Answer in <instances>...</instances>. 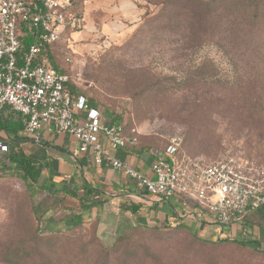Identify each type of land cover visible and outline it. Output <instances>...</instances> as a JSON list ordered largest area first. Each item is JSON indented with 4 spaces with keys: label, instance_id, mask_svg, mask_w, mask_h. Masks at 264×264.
Returning a JSON list of instances; mask_svg holds the SVG:
<instances>
[{
    "label": "rangeland",
    "instance_id": "1",
    "mask_svg": "<svg viewBox=\"0 0 264 264\" xmlns=\"http://www.w3.org/2000/svg\"><path fill=\"white\" fill-rule=\"evenodd\" d=\"M139 2L140 7L146 8L148 16H141L129 27L106 33L84 28L62 39L55 47V63L69 75L76 93L93 97L110 110L120 113L122 124L134 127L139 141L163 147L172 137L180 136L182 152L191 159L210 164L236 157L264 165V58L260 64V86L253 96V101L257 100L259 106L254 110L248 104L251 99L249 94L245 96L247 103L238 104L230 100V93L217 86L184 88V84L179 85V79L172 82L168 78L169 71L186 69L198 54L195 55L193 50H182L181 43L172 40L149 39L146 27L154 26H147L144 21L156 15L160 6L157 7L153 0ZM182 53L187 54V58H179ZM67 54L71 58L69 63L63 60ZM210 56L225 70L223 76L229 81H232L235 68H243L239 63H235V67L227 63L215 51H211ZM146 71L150 75L157 73L161 78L165 77L161 81L166 88L142 96L136 88L141 89L143 85L135 81ZM210 91L220 94L222 103L211 102L212 94L209 93L208 102L196 100V95ZM38 183L48 184L47 176L42 175ZM41 197L35 196L34 202ZM29 207L30 199L23 183L11 177L1 178L0 241H11L18 233H23L18 231V227L15 229V223L26 218ZM66 212L60 211L56 217ZM91 217V220L98 218L96 235L106 247L126 229L133 227L113 225L101 209L93 212ZM90 230L89 223H86L71 235L83 242L92 241ZM206 231L214 235L212 228ZM138 235L132 237L138 241L139 249L142 251V247L147 245L150 254H157L151 256L155 261H150V257L144 264H264V253L258 252V247L253 245L244 249L233 245L205 246L192 241L184 233L161 238L149 234H143L141 238ZM144 254L148 255V252Z\"/></svg>",
    "mask_w": 264,
    "mask_h": 264
},
{
    "label": "trees",
    "instance_id": "2",
    "mask_svg": "<svg viewBox=\"0 0 264 264\" xmlns=\"http://www.w3.org/2000/svg\"><path fill=\"white\" fill-rule=\"evenodd\" d=\"M68 3V13L73 22L68 24L62 34V39L73 32L83 28V15L79 9L77 0H65ZM148 3V2H147ZM160 9L156 15L145 19L144 24L152 41H174L181 43L182 50L196 51L198 57L189 62L186 69H171L169 71L172 82L178 79L179 85L184 88L201 89L203 87L217 86L231 94L230 100L238 104L247 103L246 95H250L249 105L252 110L259 104L253 101L255 91L260 86V64L264 58V0H153ZM149 4V3H148ZM142 16L147 17L146 8ZM62 39L45 47L42 55L48 58V63L59 73L67 74L55 63L54 50ZM215 51L221 59L231 63H239L243 68L233 70L232 81L227 80L225 70L216 63L210 52ZM187 54H179V58H187ZM65 62V58L63 59ZM192 62V63H191ZM66 63V62H65ZM244 64L247 65L244 67ZM175 75V76H174ZM177 77V79H176ZM159 74L150 75L148 71L136 84H141L142 96L150 93H158L164 88ZM71 92L77 94L71 82L68 84ZM212 94L211 102L222 103L221 95L218 93L204 92L196 95V100L208 102L207 94ZM83 96L89 104L100 106L110 115L112 123L119 125L127 134H131L134 127L122 124V116L108 106L103 105L93 97ZM209 101V102H210ZM0 130H4L11 138L7 143V153L0 158V179L11 177L20 180L30 199L29 212L25 219L15 223V229L19 232L11 241H0V264H144L145 260L152 259L157 254H150L149 246L139 249L137 240L132 237L139 234H149L161 238L165 235L184 233L192 241L202 245H233L244 249L250 243L235 239H205L187 227V220L177 217L173 223L160 226L136 225L117 236L110 246H104L96 235L99 224L98 218L92 219V213L103 206L105 201L94 198L95 189L87 184L81 186V190H71L65 185L57 184L47 177L48 184L39 185L44 170H48V163L39 164L37 161L19 151L14 141L20 140L17 134L24 130L19 121L9 123L0 121ZM128 147L127 150L136 154L153 151L155 154L164 152L163 147L139 141ZM13 141V142H12ZM182 146V144H181ZM177 151L175 158L179 161L191 159L182 152V147ZM194 160V158H193ZM42 195L41 199L34 202V197ZM121 209L130 213H136L138 208L134 205L123 204ZM67 210L62 216L56 217L60 211ZM86 223L91 228L92 241L81 240L71 233L81 229ZM260 253L264 248L253 245ZM144 252H148L144 254ZM89 255L93 257H88ZM71 256V257H70ZM152 256V257H151ZM151 257V258H150ZM150 258V259H149Z\"/></svg>",
    "mask_w": 264,
    "mask_h": 264
},
{
    "label": "built area",
    "instance_id": "3",
    "mask_svg": "<svg viewBox=\"0 0 264 264\" xmlns=\"http://www.w3.org/2000/svg\"><path fill=\"white\" fill-rule=\"evenodd\" d=\"M68 9L65 0H0V111L13 112L30 136L48 128L72 136L76 154L121 172L158 200L182 199L200 215L190 213L186 219L220 228V237L231 226H243L249 214L264 206V165L236 157L210 164L179 161L180 136L154 155L150 174L119 158L118 151L137 144L136 130L127 134L104 119L99 107L71 92L69 75L56 71L42 55L73 22ZM6 153L7 145L0 143V154Z\"/></svg>",
    "mask_w": 264,
    "mask_h": 264
},
{
    "label": "crops",
    "instance_id": "4",
    "mask_svg": "<svg viewBox=\"0 0 264 264\" xmlns=\"http://www.w3.org/2000/svg\"><path fill=\"white\" fill-rule=\"evenodd\" d=\"M77 2L83 15L81 30L98 29L105 33L123 30L144 13V9L139 6V0H77ZM78 32H73L70 36ZM96 107L101 109L104 119L110 117L103 108L97 105ZM0 121L16 123L19 119L5 108L0 111ZM17 136L20 140L12 142L17 145L19 151L41 165L48 163L49 168L44 170L42 175L50 177L57 184L65 185L71 190L80 192L83 184L95 189L94 198L105 201L100 209L113 225L120 228L136 225L154 227L173 223L178 216L186 219L190 213L200 218L198 211L192 209L180 198L158 200L151 194L138 189L121 172L108 166L93 165L89 155L75 153L77 143L68 134H56L48 128L40 130L35 136L28 135L24 130ZM9 142L11 138L4 130H0V143ZM151 154L150 152L136 154L128 150H120L116 153L119 158L128 159L137 170L146 174H150ZM1 157L2 154H0ZM123 204L134 205L138 211L130 213L123 210L120 208ZM187 227L206 239H235L264 248V206L249 214L243 226L227 228L222 237H220V228L203 221L187 220ZM208 228L213 229L214 235L207 233Z\"/></svg>",
    "mask_w": 264,
    "mask_h": 264
}]
</instances>
